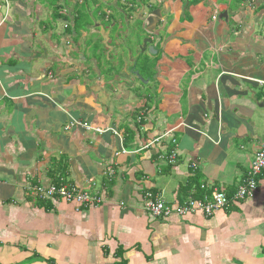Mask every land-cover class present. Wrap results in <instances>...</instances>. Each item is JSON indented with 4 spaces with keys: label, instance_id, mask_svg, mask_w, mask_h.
I'll return each instance as SVG.
<instances>
[{
    "label": "crops",
    "instance_id": "1",
    "mask_svg": "<svg viewBox=\"0 0 264 264\" xmlns=\"http://www.w3.org/2000/svg\"><path fill=\"white\" fill-rule=\"evenodd\" d=\"M152 2L135 11L143 37L124 62L135 77L123 69L118 82L83 51L58 49L86 34L59 19L46 30L48 0L0 3V264H264V175L252 197L209 218L143 208L145 192L172 208L200 198L201 185L230 196L248 171L264 142V0ZM171 153L173 163L161 160ZM56 178L95 182L102 202L76 210L30 196Z\"/></svg>",
    "mask_w": 264,
    "mask_h": 264
},
{
    "label": "rangeland",
    "instance_id": "2",
    "mask_svg": "<svg viewBox=\"0 0 264 264\" xmlns=\"http://www.w3.org/2000/svg\"><path fill=\"white\" fill-rule=\"evenodd\" d=\"M102 1L99 0V2H102ZM133 1H135L136 3L134 5V8L130 9L129 4H132ZM1 2H2L1 3L2 8L5 7L4 10L9 11L10 9L9 1L2 0ZM104 2L105 3L109 2V4H107L106 6L101 5L99 7L97 5L94 6L95 4H92L89 2L84 7L78 6L77 10L81 11V13L83 14L82 15L83 19L87 11L92 12V17H93L92 20H96L97 23H103L102 25H103L105 36L95 34L94 32L92 33L89 32V28L84 27V23H83L78 29H80L81 30L80 32L85 33L86 35H84L83 37L82 35H79V37L77 38H72V42L68 44V47L65 42L60 41V44H59L60 46L58 47V49H61L62 52L63 51L67 52L73 57H75V54L77 55L76 52L79 51L82 53L83 51L87 60L89 61L95 60L96 67L100 68V71H103V74H108L111 71L115 72L116 77H117L116 79L118 82V77L121 76L122 74L121 72L123 71V69L125 73L128 72V74L135 77V74L134 75L132 74L133 72L132 66H134L135 64L131 66L130 65L127 66L124 63L128 53H130L131 57H136L137 54L139 55L138 49L136 46L137 42L135 40L137 38L142 39L143 37V32H144L143 24H142V21H140L139 18L136 17L135 11L137 10V8L140 10L144 9L145 14H149L150 12L154 11V9H157V8H156V4L152 2V0H149L150 3H147L144 1L141 2V0H117V3L115 4H114V0H104ZM109 12L113 16H111L110 20H106L104 16H106L107 13ZM45 15L46 16L48 15L50 18L48 19L46 23L48 24V26L42 24V27L46 26L47 27L46 30H50L51 28H53L50 25V21L52 20L50 16V10ZM85 20L88 23L91 22V19H89V17H87ZM8 24L11 25L10 23ZM53 24L58 25L56 22H54ZM127 28H129L130 35L128 36L127 40H125L123 37L126 31H128L126 30ZM57 29H59V26ZM78 29L76 28V31H79ZM69 33L72 34V31H70ZM135 36L137 37L136 39H135ZM45 46L46 45L43 44L39 49L37 48L38 52H40L42 48L43 49L46 48ZM126 47L128 48V50L126 49ZM34 49H35V46H34ZM123 49H126V51H123ZM121 56H124V57L118 60ZM151 62L152 61L150 59H143V60L139 59L137 66L138 64L139 65L141 64L143 68L148 72V74L151 75L150 77H154L155 74L153 73L154 71H157V70L156 68H153V64ZM82 66L83 68L85 67L90 68L92 74L95 73V69L93 66H91V64L83 63ZM134 69L139 70L140 68L137 67ZM144 82L145 80L141 83H144ZM152 88H154V85H151V84L149 86L146 85L144 86V91L150 94ZM89 186L90 187L86 190L90 192H96L100 190L99 187L101 186V182L98 184L99 187L95 184V182L89 184Z\"/></svg>",
    "mask_w": 264,
    "mask_h": 264
},
{
    "label": "built area",
    "instance_id": "3",
    "mask_svg": "<svg viewBox=\"0 0 264 264\" xmlns=\"http://www.w3.org/2000/svg\"><path fill=\"white\" fill-rule=\"evenodd\" d=\"M216 14L217 12L215 11L212 17L213 20L216 19ZM84 129L88 130L89 128L84 125ZM94 131L99 134L101 133L98 129H95ZM154 142H157V140H154L151 143ZM175 156L174 153H171L169 155H162L160 158L171 164L173 163ZM105 174L109 178L111 176L110 170H107ZM262 175H264V142L257 150L253 161L249 165L248 171L241 179L236 191L232 195L227 196L223 191L215 188H213L208 195L207 191L204 190V186L201 185L200 189L205 192L202 194L201 198H188L182 204L172 208L167 205L161 194L145 192L143 195V208L147 214L155 218H166L171 214L183 218L194 213H199L205 218H209L215 212L227 208L233 202L236 203L252 197L256 192L258 177ZM28 191L30 196L36 200H62L67 204L73 205L76 210L82 208H94L102 202L99 192H90L86 189H80L63 182L58 184L51 183L46 187H43L40 184L32 185L28 188Z\"/></svg>",
    "mask_w": 264,
    "mask_h": 264
},
{
    "label": "trees",
    "instance_id": "4",
    "mask_svg": "<svg viewBox=\"0 0 264 264\" xmlns=\"http://www.w3.org/2000/svg\"><path fill=\"white\" fill-rule=\"evenodd\" d=\"M2 0H0V3ZM9 2L11 0H8ZM19 4L21 2V0H18ZM41 0H36V2H40ZM50 2V7H51V18L52 20H54L55 22L59 19V21H63L65 23V26H63L64 31L65 32H70V31H74L75 34H77L80 29H78L83 23H84V27H86L88 25V22L85 20L86 19V15L84 16V19L82 18L83 14L81 13V11L77 10L78 6H85L87 5V3H92L95 4L94 6H104L103 3L99 2V0H48ZM74 1V2H73ZM135 1H133L132 4L130 5V9L134 8L135 5ZM75 13V14H74ZM98 13V12H97ZM73 17V18H72ZM76 28L79 31H76ZM78 35V34H77ZM64 167V166H61ZM259 178V177H258ZM108 179L106 177H103L101 179V186L100 189H108L110 186L109 184H111L110 182L108 183L107 181ZM54 183L58 184L60 182H62V180H59V178H56L53 180ZM105 187V188H104ZM205 193L204 191L201 192V194H198L200 196V198L202 197L201 195Z\"/></svg>",
    "mask_w": 264,
    "mask_h": 264
},
{
    "label": "water",
    "instance_id": "5",
    "mask_svg": "<svg viewBox=\"0 0 264 264\" xmlns=\"http://www.w3.org/2000/svg\"><path fill=\"white\" fill-rule=\"evenodd\" d=\"M223 18H226V14H223Z\"/></svg>",
    "mask_w": 264,
    "mask_h": 264
}]
</instances>
